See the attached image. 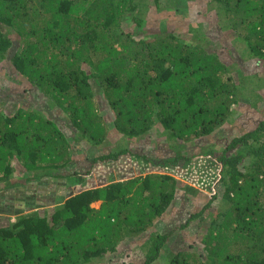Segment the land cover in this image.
I'll return each mask as SVG.
<instances>
[{
  "label": "trees",
  "instance_id": "1",
  "mask_svg": "<svg viewBox=\"0 0 264 264\" xmlns=\"http://www.w3.org/2000/svg\"><path fill=\"white\" fill-rule=\"evenodd\" d=\"M186 1L0 0V64L12 51L14 74L46 101L34 109L0 95V191L71 180V192L56 194L52 207H38L42 190L27 192L31 200L13 193L22 209L0 216V264H96L150 229L143 258L123 264H154L174 232L155 229L177 198L179 181L165 169L181 159L213 165V194L182 226L202 218L198 244L171 253L169 264H264V117L221 147L200 143L232 121L247 83L264 80V0H210L207 24L179 27L158 18L151 32L136 15L151 4L183 14ZM132 15L139 31L126 32ZM235 49L261 65L259 75L232 61ZM150 133L158 135L156 155L124 145ZM117 139L114 150L88 154L87 145ZM122 161L125 179L115 180L112 167ZM98 172L111 180L75 190ZM220 185L223 209L212 205ZM184 187L188 198L203 194Z\"/></svg>",
  "mask_w": 264,
  "mask_h": 264
},
{
  "label": "rangeland",
  "instance_id": "2",
  "mask_svg": "<svg viewBox=\"0 0 264 264\" xmlns=\"http://www.w3.org/2000/svg\"><path fill=\"white\" fill-rule=\"evenodd\" d=\"M209 1L210 0L186 1L188 7L186 6V12L183 14L176 13L174 9L175 7H170V5L161 9H157L154 4L149 5L148 8L146 6H140L137 8L136 15L137 18L145 19L144 25L146 26H150L151 22L158 18H166L167 22L170 25H178L179 27L184 26L185 24L187 26H197L202 23L207 24L209 14H207L205 10H208L209 6H212L211 4H209ZM137 18L132 15L128 18L127 21H124L123 27L125 28V31L138 30V26L140 25H138L139 23L137 22ZM153 30L154 29L151 24L149 32ZM116 31L117 38H122L127 34L121 29ZM229 41L231 42V40ZM237 47L238 49H241L240 44H238ZM234 51L232 52V61L236 62L239 60L240 64L242 66L244 65V70L246 71V73H254L255 75H257V72H259L261 69V65H255L252 61L247 60L239 55V53H237V50L235 52ZM11 55L12 51L8 53L6 59L0 64V95L7 96L11 93L15 96L16 99L25 100L26 104L30 105L32 108L41 109V107H44V105H46L45 98L42 96V94H40V92H38L37 88L31 86L27 88V84L25 83L23 78L21 79L22 81H19L20 77L16 76L17 74L15 75L13 72L14 67H12V63L10 60ZM229 58L231 57H228L227 60L231 61V59ZM253 84L254 82H249L246 85L247 88L243 89L244 96L241 97L239 104L236 106V113L234 114L232 121L225 124L223 127L218 128L207 138L202 139L200 141L201 144H203V141H205L206 143H211L215 147H221L222 145H225V141L231 136L244 132L246 128H251L260 118L264 117V80L260 81L258 85ZM104 108L107 109L108 107L104 106ZM105 116V118L110 122L109 125L112 126L113 123L111 120V116ZM151 133L149 135L146 134L145 137L131 138L129 143V140L127 139V143L124 145H127L129 148L136 146L143 147L144 151L147 154L153 155L156 152L155 147L152 143L158 137V135L157 133L151 135ZM172 142L173 140L168 139V141H164V144ZM116 143L119 144L118 139L113 144V146H104L103 143L93 147L87 145L89 147L88 154L90 156H93L95 153L99 154L101 152H107L116 147ZM189 145L190 144H187L182 147L183 149H185V153L187 154H191L193 152L191 147L187 148V146ZM201 163L202 160L187 161L181 159L178 160L176 164H170L165 169L168 174L174 176V178L179 181L178 190L176 193L177 198L170 206L168 211L164 214V216L156 221L157 223H155V229L158 228L157 230L161 231L174 230V232L168 239L170 244L168 246L166 245L169 250H166L164 257L160 260L158 259L154 264H169V262L171 261L170 258L172 256L171 253H176L183 250L187 252L188 249L191 248H189L191 243L198 244L197 242H195V238L196 236H199L200 231L203 229V227H200V225H202V218L190 222L185 228L182 226L186 223V220L190 217V214L199 211L202 208L203 204L206 203L208 199L210 200L213 194V189L211 188V186L213 185V176L211 175L213 165L206 166L202 165ZM115 165L116 166L112 167L114 168L112 170L113 173L115 169H117L115 173V180L125 179V173L127 171L126 169L128 168V161H122L120 163L117 162ZM134 166L138 170L139 174L147 173L146 167L143 164H137L136 162L134 163ZM212 174L215 173L213 172ZM93 179L95 180L92 181L90 179L83 184H79L75 188V190H77L78 188H89L96 184L101 185L102 183L107 181V179L111 180L110 178H108L105 172H98L96 176L93 177ZM69 181L71 180L66 179L64 181H60L59 179L51 180L49 178H46L43 182L41 181L38 184H35L36 186H34V184H28V187L24 188L23 193L20 190H1L0 216H13L14 214L12 213L18 212L19 209H22L18 207L19 203H21L19 200H16L15 202H9V199L13 198V193H15V195L22 194L23 200H31V195H29L27 192L30 193L33 191L32 193H34L42 190L41 196L37 197L40 203L38 204V207H52L55 200L54 196H56V194L60 195L64 193L66 195L71 192L70 186H67ZM186 185H191L203 190V194L197 198H195L194 196H192V198H188L185 194L186 189L184 186ZM47 189H49L52 193L54 192L55 195L51 193V197L46 195L44 196L43 190ZM218 191V197L215 201H213L212 205L223 209L226 206V200L223 197L224 186L220 185ZM50 202L51 204H49ZM93 205L98 208L100 206V202H94ZM150 231H152V229H150ZM149 232H145L139 236L130 238L124 243L121 242L117 248L116 253L110 254L107 259L96 264H112L111 261H114V264H123L134 261L137 258L139 259L140 256H142L143 258V249L141 247V244L146 240ZM196 248L200 252L202 246L198 245V247Z\"/></svg>",
  "mask_w": 264,
  "mask_h": 264
},
{
  "label": "crops",
  "instance_id": "3",
  "mask_svg": "<svg viewBox=\"0 0 264 264\" xmlns=\"http://www.w3.org/2000/svg\"><path fill=\"white\" fill-rule=\"evenodd\" d=\"M6 199V198H5ZM11 200V198L9 199V201ZM11 202V201H10Z\"/></svg>",
  "mask_w": 264,
  "mask_h": 264
}]
</instances>
